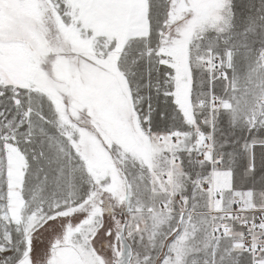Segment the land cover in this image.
Here are the masks:
<instances>
[{"label":"snow or ice","instance_id":"snow-or-ice-1","mask_svg":"<svg viewBox=\"0 0 264 264\" xmlns=\"http://www.w3.org/2000/svg\"><path fill=\"white\" fill-rule=\"evenodd\" d=\"M0 264H264V0H0Z\"/></svg>","mask_w":264,"mask_h":264}]
</instances>
